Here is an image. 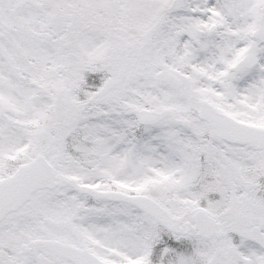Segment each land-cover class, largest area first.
Segmentation results:
<instances>
[{
  "label": "snow or ice",
  "instance_id": "6c2138e0",
  "mask_svg": "<svg viewBox=\"0 0 264 264\" xmlns=\"http://www.w3.org/2000/svg\"><path fill=\"white\" fill-rule=\"evenodd\" d=\"M0 264H264V0H0Z\"/></svg>",
  "mask_w": 264,
  "mask_h": 264
}]
</instances>
